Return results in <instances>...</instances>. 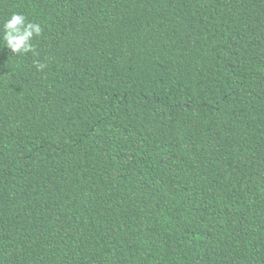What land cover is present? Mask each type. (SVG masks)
I'll return each instance as SVG.
<instances>
[{
	"label": "trees",
	"instance_id": "16d2710c",
	"mask_svg": "<svg viewBox=\"0 0 264 264\" xmlns=\"http://www.w3.org/2000/svg\"><path fill=\"white\" fill-rule=\"evenodd\" d=\"M12 13L43 31L0 41V264H264V0Z\"/></svg>",
	"mask_w": 264,
	"mask_h": 264
},
{
	"label": "clouds",
	"instance_id": "9594fccd",
	"mask_svg": "<svg viewBox=\"0 0 264 264\" xmlns=\"http://www.w3.org/2000/svg\"><path fill=\"white\" fill-rule=\"evenodd\" d=\"M43 29L40 24L31 22L23 14L12 13L0 25V41L3 47L10 50L15 56L26 54L38 55L33 44V39L39 37ZM37 71H42L46 65L34 61Z\"/></svg>",
	"mask_w": 264,
	"mask_h": 264
}]
</instances>
